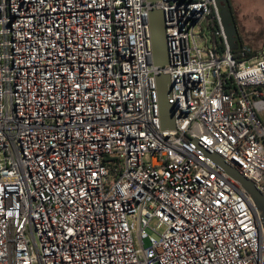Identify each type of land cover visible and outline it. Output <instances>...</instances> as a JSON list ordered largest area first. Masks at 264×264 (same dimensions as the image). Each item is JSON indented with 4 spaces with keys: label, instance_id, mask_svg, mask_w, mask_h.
Returning a JSON list of instances; mask_svg holds the SVG:
<instances>
[{
    "label": "built area",
    "instance_id": "1",
    "mask_svg": "<svg viewBox=\"0 0 264 264\" xmlns=\"http://www.w3.org/2000/svg\"><path fill=\"white\" fill-rule=\"evenodd\" d=\"M263 115L264 47L237 62L216 0H0V264H264L263 218L206 152L264 193Z\"/></svg>",
    "mask_w": 264,
    "mask_h": 264
},
{
    "label": "water",
    "instance_id": "2",
    "mask_svg": "<svg viewBox=\"0 0 264 264\" xmlns=\"http://www.w3.org/2000/svg\"><path fill=\"white\" fill-rule=\"evenodd\" d=\"M148 2L154 3L158 0H147ZM226 6L227 12L231 17V22L235 27L237 33V48L240 39L238 34V29L236 22L233 16V11L228 0H222ZM218 8H221L218 0H216ZM222 18V17H221ZM150 25L152 30V40H153V64L157 67H163L168 64V50L165 34V15L163 11L153 10L150 13ZM223 22V19H222ZM228 37V36H227ZM229 42V39H228ZM230 49L233 50L229 42ZM157 84L159 87L160 95V112H161V121L163 129H174L175 128V107L171 105L168 101V93L171 90L172 82L169 76L160 75L157 77ZM207 154L212 158L216 165L220 166L225 172H227L232 178H234L242 188L250 195L256 208L258 209L261 217L264 222V193L261 192L256 184L246 177L238 168L227 163L221 156L216 153H211L206 151ZM264 227V223H263Z\"/></svg>",
    "mask_w": 264,
    "mask_h": 264
},
{
    "label": "rangeland",
    "instance_id": "3",
    "mask_svg": "<svg viewBox=\"0 0 264 264\" xmlns=\"http://www.w3.org/2000/svg\"><path fill=\"white\" fill-rule=\"evenodd\" d=\"M230 1L233 7V11H234V14H233L234 19L235 21L238 22L236 26L239 25L238 27H241L243 30H245L243 28L244 26L251 27L253 24L254 26L256 25L259 26L257 30H259L260 28H264V0H230ZM218 2L221 5V8L219 7V12L223 19V26H224L225 32L228 36L231 47H233V49H236L234 47L237 46L238 40H237V33L235 30V27L233 26L231 22V17L229 13L227 12L224 2L222 0H218ZM255 29L253 31H249V33L257 31ZM253 37H254L253 35L251 36L249 35V38H248L251 41V44L253 41ZM258 46H259V49L261 50V48H263L264 46V41L260 40L258 43ZM262 120L264 121V115L262 116ZM156 225H157V222L154 221L151 226L155 227ZM163 230L164 228H160L158 229V232L162 233ZM147 232L150 235L157 237V234L154 233L151 229H148ZM146 244L148 245V242Z\"/></svg>",
    "mask_w": 264,
    "mask_h": 264
},
{
    "label": "trees",
    "instance_id": "4",
    "mask_svg": "<svg viewBox=\"0 0 264 264\" xmlns=\"http://www.w3.org/2000/svg\"><path fill=\"white\" fill-rule=\"evenodd\" d=\"M235 22L237 25L238 22L237 21ZM237 29H238L240 43L236 49L232 50L234 58L236 59L237 62H241L243 60L254 58L257 55L258 51L260 50L258 46L259 41L260 40L264 41V28H260L253 34L254 37H253L252 44H251V41H248V44L250 43L249 46L251 48V52L246 54L245 56L242 55V48H243L244 42L247 41L246 40L247 35L244 33V30L241 27ZM212 43L216 46L217 51L220 54L224 53L225 45L219 38L214 36V34L212 35Z\"/></svg>",
    "mask_w": 264,
    "mask_h": 264
},
{
    "label": "crops",
    "instance_id": "5",
    "mask_svg": "<svg viewBox=\"0 0 264 264\" xmlns=\"http://www.w3.org/2000/svg\"><path fill=\"white\" fill-rule=\"evenodd\" d=\"M243 28L245 29V30H244V33L246 32L247 34H249V35L251 36V35H253L256 31H254V32H252V33H251V32L249 33V31H253L255 28H256L255 30H257V28H259V26H257V25L254 26V24H253L251 27H250V26H249V27L244 26ZM253 28H254V29H253ZM246 33H245V34H246ZM247 34H246V35H247ZM249 35H247V38H246L247 41H250V40L248 39V38H249ZM263 47H264V46H263Z\"/></svg>",
    "mask_w": 264,
    "mask_h": 264
},
{
    "label": "flooded vegetation",
    "instance_id": "6",
    "mask_svg": "<svg viewBox=\"0 0 264 264\" xmlns=\"http://www.w3.org/2000/svg\"><path fill=\"white\" fill-rule=\"evenodd\" d=\"M228 1H229L230 5H231V1H230V0H228ZM231 9H232V11H233V7H232V5H231ZM233 14H234V11H233ZM238 26H239V25H238ZM238 26H237V28H239Z\"/></svg>",
    "mask_w": 264,
    "mask_h": 264
}]
</instances>
